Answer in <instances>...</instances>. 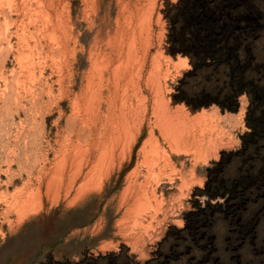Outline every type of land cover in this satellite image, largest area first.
I'll return each mask as SVG.
<instances>
[{
    "label": "rangeland",
    "instance_id": "obj_1",
    "mask_svg": "<svg viewBox=\"0 0 264 264\" xmlns=\"http://www.w3.org/2000/svg\"><path fill=\"white\" fill-rule=\"evenodd\" d=\"M185 1L232 57L175 47L171 5ZM35 37L39 53L27 49ZM257 95L264 99V0H0V264H264V127L250 138L246 124L264 113ZM121 101L136 109L139 134L101 154L112 128L102 114L114 103L118 113ZM163 105L185 121L184 142L170 143L154 123ZM150 129L157 151L146 179ZM63 153L65 188L45 194ZM74 153L82 169L70 189L63 178ZM215 182L237 183L210 196ZM36 189L40 207L18 219L8 206Z\"/></svg>",
    "mask_w": 264,
    "mask_h": 264
},
{
    "label": "bare ground",
    "instance_id": "obj_2",
    "mask_svg": "<svg viewBox=\"0 0 264 264\" xmlns=\"http://www.w3.org/2000/svg\"><path fill=\"white\" fill-rule=\"evenodd\" d=\"M40 1V0H39ZM44 2V1H43ZM48 6V5H47ZM42 7V6H41ZM44 8V7H43ZM43 8L41 9V10H43ZM51 8V7H50ZM45 9V8H44ZM48 9V8H47ZM41 10H39L38 12H39V14H40V11ZM46 10V9H45ZM49 11V10H48ZM53 11V10H52ZM52 11H50L51 13H53ZM42 12H44V11H42ZM41 12V13H42ZM45 12H47V11H45ZM56 13V12H55ZM57 14V13H56ZM56 14L54 15V14H52L53 15V17H55L56 16ZM48 15H49V13H45V17H47L48 19H50L49 21H51V15H50V18L48 17ZM5 17H6V15H5ZM53 17H52V22L54 21V19H53ZM57 17H58V15H57ZM5 19V18H4ZM6 20V19H5ZM8 20V19H7ZM45 21H46V19H45ZM56 21V20H55ZM51 22V23H52ZM49 23V22H48ZM50 23V24H51ZM45 23H43L42 25H44ZM54 25H55V22L53 23ZM47 25H49V24H47ZM52 25V24H51ZM51 27V26H50ZM55 27V31H56V28H57V26L55 25L54 26ZM46 28V26L44 27V30H45V32L48 30V26H47V29H45ZM4 29V28H3ZM51 29H52V27L50 28V31H51ZM54 29V28H53ZM15 31V30H14ZM17 31V30H16ZM49 31V30H48ZM49 31V32H50ZM53 32H54V30H53ZM17 35V34H16ZM54 35H55V33H54ZM20 36V35H19ZM46 36L48 37V39H49V36L50 35H47V32H46ZM56 37V36H55ZM31 38V37H30ZM39 39V38H38ZM18 40V39H17ZM21 41V40H20ZM24 41V40H23ZM47 43H49V42H47ZM18 44V43H17ZM41 44V42H40V40H36V37H35V40H34V42H33V45L30 47L29 45V47L27 46V49H28V51L30 52V51H34V50H36L38 53H39V51H40V48L42 49L43 48V46L42 45H40ZM51 44V43H50ZM11 45V44H10ZM26 45V44H25ZM47 45L48 44H46V48H47ZM12 46V45H11ZM17 46V45H16ZM5 47V46H4ZM8 47V46H7ZM6 47V48H7ZM50 48H51V46H49ZM13 49L15 48V47H12ZM25 48V47H24ZM45 48V49H46ZM47 50H49L48 48H47ZM4 51H6V50H4ZM10 51H12L11 50V48H10ZM16 50H14V52H15ZM46 50H44V52H45ZM36 52V54L38 55V53ZM43 52V53H44ZM3 53V52H2ZM10 53V52H9ZM46 53V52H45ZM52 53V52H51ZM13 54H15V53H13ZM50 54V53H49ZM23 53L22 52H18L17 53V58L18 59H20V58H22L23 57ZM37 55H36V57H37ZM42 55V54H41ZM16 56V55H15ZM34 56V55H33ZM130 56V55H129ZM127 57H128V54H127ZM33 58V57H32ZM120 61V60H119ZM122 61V60H121ZM22 62V61H21ZM123 62V61H122ZM126 62V61H125ZM20 63V62H19ZM119 63V62H118ZM124 63V62H123ZM121 63H119V64H117V65H115L114 67H113V70H111L112 71V79H114L115 81H116V79H118L119 78V74L117 73L118 72V67H119V65H120ZM153 65V64H152ZM151 65V66H152ZM19 66V65H18ZM120 66H122V64L120 65ZM93 67V66H92ZM154 67H156V66H154ZM122 68V67H121ZM124 69V68H123ZM31 70V69H30ZM93 70H94V67H93ZM122 70V69H121ZM124 71H125V69H124ZM150 71H152V70H150ZM153 72V71H152ZM30 73V71L28 72V74ZM93 73V72H92ZM100 73H101V71H100ZM151 73V72H150ZM96 74V73H95ZM94 74V75H95ZM123 74V73H122ZM155 74V73H154ZM158 74V73H157ZM89 75V74H88ZM94 75H93V77H94ZM97 75V74H96ZM151 75H152V73H151ZM151 75H149V77L151 76ZM92 76V75H91ZM98 76H100V74H99V72H98ZM153 76V75H152ZM109 77V76H108ZM157 77H158V75H157ZM92 78V77H91ZM123 78V77H122ZM99 79V78H98ZM149 79V78H148ZM147 79V80H148ZM16 80V79H15ZM91 80V79H90ZM97 80V79H96ZM103 80V79H102ZM108 80V79H107ZM110 80V79H109ZM108 80V81H109ZM19 81V80H18ZM17 81V82H18ZM107 81V82H108ZM111 81V80H110ZM114 81V82H115ZM150 81V80H149ZM112 82V81H111ZM97 83V82H96ZM101 83V82H100ZM85 85H86V83H85ZM90 86V84L88 83L87 84V86ZM110 85V84H109ZM116 85V84H115ZM157 85V84H156ZM86 86V87H87ZM114 86V85H113ZM85 88V87H84ZM98 88H100L99 86H98ZM87 89L88 88H86V90L84 91V92H87ZM34 90V89H33ZM84 90V89H83ZM82 90V91H83ZM113 90H111L110 91V93L112 92ZM90 92V91H89ZM117 92V91H116ZM34 93V92H33ZM93 94H96V92H92ZM99 93H101V91L99 92L98 91V96H99ZM155 93H157V90L155 91ZM155 93H154V95H155ZM159 93V92H158ZM15 94V93H14ZM19 94V93H18ZM90 93H88V95H89ZM109 94V93H108ZM118 94V93H117ZM33 95V94H32ZM75 95V94H74ZM97 95V94H96ZM102 94H100V96H101ZM15 96V95H14ZM93 96H95V95H93ZM98 96H97V98H98ZM157 96V95H156ZM6 97V96H5ZM21 97V96H20ZM77 96L75 95V98H76ZM91 98H92V96H90ZM105 97H108L107 95L105 96ZM110 97V96H109ZM113 97V96H112ZM15 98V97H14ZM17 98V97H16ZM89 98V96L87 97V99ZM94 98V97H93ZM91 99V100H93L94 101V99ZM102 98V97H101ZM111 98V97H110ZM117 98H119V97H117ZM121 98H122V96H121ZM20 99V98H19ZM116 99V98H115ZM15 100H17V99H15ZM91 100L89 99V100H87L88 101V103H87V106H89V104H91L92 102H91ZM8 101V100H7ZM18 101V100H17ZM20 101V100H19ZM73 101H75L76 102V100H73ZM96 101V100H95ZM98 101H99V103H100V100H99V98H98V100H97V107H98ZM110 101V100H109ZM160 101H161V103H163L162 102V99H160ZM3 102V101H2ZM17 103V102H16ZM73 103V102H72ZM93 103H95V102H93ZM114 103V102H113ZM74 104V103H73ZM118 104V103H117ZM121 105H119V107H117L118 108V113H115V111H116V104L114 103L113 105H112V111L111 112H113V114L111 115V116H109L108 114H105L104 115V112H103V114L102 113H100V114H102V117H103V119H104V122H105V124H110V126L112 127H109V128H111V130H110V132H108L109 134H108V138H107V141L105 142V146L104 147H106V151L105 152H101V150L102 149H100V152H101V154L102 153H104V155L106 154V152H107V148H108V150H113L114 148H115V146H114V143L115 142H118L119 143V140L123 137L124 139L125 138H130L131 139V141H133V140H135V138H136V136L139 134V127L141 126V122H140V124L139 125H137V122H136V120H134V115L132 116V115H130V113H132V111H136V109H134V108H132V107H128V108H125L124 106H123V104H122V101H121V103H120ZM82 105V104H81ZM94 105V104H93ZM109 105V104H108ZM111 105H109L108 106V110H110V106ZM137 105V104H136ZM154 105H156V103L154 104ZM164 105H165V102H164ZM163 105V108H162V106H161V108H162V111H163V113H164V115L162 114L161 116H158V118H160V120H157V122L158 123H156V121L154 122L156 125H158V127L161 129V131L163 132V134H165L164 136L162 135V133H160L163 137H165L166 135V137L167 138H169V140L168 141H170V143H171V141H173L172 143H175V145L177 144V143H179V141L182 139V137L184 136L183 135V133H184V129H185V124L186 123H184L180 118H177V117H174L173 115H171L170 113L168 114V113H166L167 111H166V109L164 108L165 106ZM87 106H86V108H87ZM91 106V105H90ZM139 106V105H138ZM159 106V108H160V105H158ZM157 105L155 106V108L156 107H158ZM71 107H72V104H71ZM127 107V106H126ZM91 108V107H90ZM137 108V107H136ZM72 109V108H71ZM84 109V108H83ZM97 109V108H96ZM95 109V110H96ZM138 109V108H137ZM165 111H164V110ZM106 110H107V108H106ZM157 110V109H156ZM75 111V110H74ZM73 111V112H74ZM97 111V110H96ZM99 111H100V109H99ZM160 111V110H159ZM161 111V112H162ZM92 112V111H91ZM107 112V111H106ZM133 112V113H134ZM138 112V111H137ZM158 112V111H157ZM84 113V112H83ZM83 113H81V116H82V114ZM140 114V113H139ZM158 114V113H157ZM94 115V114H93ZM92 115V116H93ZM96 115H97V112H96ZM98 115H99V112H98ZM88 116V115H87ZM176 116V115H175ZM179 116V115H178ZM181 116V115H180ZM76 117V116H75ZM101 117V116H100ZM134 117V118H133ZM157 117V116H156ZM79 118V117H78ZM82 118V117H81ZM97 118V117H96ZM96 118H94L93 117V119H96ZM138 118V117H137ZM70 120V119H69ZM99 120H100V118H99ZM98 120V121H99ZM138 120H139V118H138ZM156 120V119H155ZM184 120V119H183ZM91 122V121H90ZM103 122V123H104ZM76 123V122H75ZM198 123H199V121H198ZM101 124V123H100ZM105 124H103L104 126H103V130L105 129V128H107V127H105ZM201 124V123H200ZM87 125V124H86ZM90 125V124H89ZM148 125V124H147ZM155 125V126H156ZM84 126V125H83ZM149 126H151L150 124H149ZM75 128V127H74ZM89 128V127H88ZM151 128H152V126H151ZM204 128V127H203ZM95 129V128H94ZM101 129V128H100ZM100 129L98 130V132L100 131ZM159 129V130H160ZM189 130V129H188ZM86 131V130H85ZM94 131V130H93ZM106 132H107V130H105ZM89 132V131H88ZM201 134V133H200ZM78 135V134H77ZM81 135V134H80ZM95 135V134H94ZM123 135V136H122ZM148 140H149V150L148 149H146L145 148V146L146 145H143L144 147L142 148V157H143V159L141 160L142 161V163H145L146 165H147V167H148V175H146V179L150 176V166H151V164H152V162H153V160H154V156H153V153L155 152V154H156V151H157V146L156 147H154L153 146V144H156L155 142L153 143V142H151V140H153V132H152V130L150 129L149 130V132H148ZM76 138V137H75ZM79 139V138H78ZM77 139V140H78ZM184 140H185V138H183ZM182 139V140H183ZM181 140V142H184V141H182ZM92 141V140H91ZM76 143V142H75ZM144 143H146V142H144ZM62 145V144H61ZM104 145V144H103ZM172 145V144H171ZM170 145V146H171ZM174 145V144H173ZM172 145V146H173ZM209 145V144H208ZM208 145H206V146H208ZM211 147V146H210ZM214 147V146H213ZM80 149V148H79ZM78 149V150H79ZM86 149V148H85ZM211 149L212 150H214L212 147L208 150V152H207V154H209L210 153V151H211ZM63 150V149H62ZM104 150H105V148H104ZM128 150V149H127ZM207 150V149H206ZM64 151V150H63ZM66 151V150H65ZM215 151L216 150H214V151H211V152H214L215 153ZM79 152V151H78ZM61 153V152H60ZM108 153V152H107ZM214 153H213V155H214ZM75 154V156H72V160H71V162H69L70 163V165H69V167L67 168L68 169V171H67V173H66V177H67V180H68V182H65V180H66V178H65V180H64V178H63V182L65 183V185H64V183H63V185L64 186H68L69 184L71 185L74 181H75V178H76V176H78V174H80V169H82L81 168V164L80 163H82V162H80V156L79 157H77L76 156V153H74ZM83 154V153H82ZM112 154V153H111ZM63 156H62V158L54 165V167H53V170H52V172L49 174V178H48V180L46 181L47 183H46V193L45 194H47V189L50 191V188H51V190H52V188H55L56 190H55V193H56V191L57 190H59L60 188H65V187H61L62 186V177L64 176V174H65V167H66V163L64 162L66 159V155H65V153H63L62 154ZM211 155H212V153H211ZM106 157V156H105ZM58 158V157H57ZM82 159V158H81ZM164 161H168V159L165 157V159H164ZM136 163V162H135ZM93 167V166H92ZM136 169V168H135ZM91 170L92 169H90V171H86L85 173H83V182H81V184L79 185V187L77 188V195H78V193L79 194H81V192L82 191H85L86 189V187L88 186V184H87V181L89 182V180H88V178H89V176H90V174H91ZM94 170V169H93ZM137 172H136V170H133V172L131 173V174H129L128 175V178H130V179H132V178H135L136 176H137V174H136ZM92 174H94V173H92ZM98 175V174H97ZM92 177V176H91ZM129 179V180H130ZM55 180V181H54ZM131 181V180H130ZM66 184H68V185H66ZM69 185V186H70ZM73 185V184H72ZM72 187L70 186V189H71ZM69 189V190H70ZM85 189V190H84ZM67 191H68V188H67ZM66 191V192H67ZM54 192V191H53ZM57 192H59V191H57ZM140 192V191H139ZM27 194L26 195H22V199L20 200V202H19V200H17V199H14V201H12L11 202V206L9 205L8 207H10V208H12V207H15L14 208V210L16 211V214H17V218L19 219V218H21V217H25L24 216V214L25 215H27L26 214V209H27V207H28V205L30 204V207H31V209L30 210H34L35 209V211H36V209L37 208H34L33 206H31L32 204H36V205H38V203H39V199H40V196H39V191H38V189H36L35 190V193H33V192H31V191H29V192H26ZM54 193V194H55ZM83 193V192H82ZM58 194V193H57ZM66 194V193H65ZM138 195V194H137ZM21 196V195H20ZM65 196V195H64ZM139 196V195H138ZM74 197V196H73ZM144 198V197H143ZM136 201H137V199H136ZM139 202H142V203H140V204H145V200L144 201H142V199L140 200H138ZM139 204V203H138ZM35 205V206H36ZM39 205H40V203H39ZM38 205V206H39ZM136 205V204H135ZM146 205V204H145ZM140 206V205H139ZM139 206L137 205L136 206V208L138 207V209L137 210H139V212H140V210H141V207L139 208ZM40 207V206H39ZM144 207V206H143ZM142 207V208H143ZM28 212H31V211H29L28 210ZM135 212H136V210H135ZM138 214V213H137ZM137 215L135 214V217H136ZM134 216H133V218H135ZM16 218V219H17ZM133 218H131V219H133ZM137 218V217H136ZM19 221V220H18Z\"/></svg>",
    "mask_w": 264,
    "mask_h": 264
},
{
    "label": "trees",
    "instance_id": "obj_3",
    "mask_svg": "<svg viewBox=\"0 0 264 264\" xmlns=\"http://www.w3.org/2000/svg\"><path fill=\"white\" fill-rule=\"evenodd\" d=\"M175 8L173 14L170 15L171 23H178L179 34H176L173 37V42L175 47L181 52V54H187L189 56L195 55L199 59H203L207 56L216 58V60L224 59L226 56L232 57V52H228L226 46H220L216 44V38L211 36V30L209 26L205 24V21L202 20L201 16H198L196 7L183 2L181 5H171ZM192 16V17H191ZM188 34V36H185ZM227 52V53H226ZM239 66L237 62L231 64V70H238ZM238 79L233 81L235 86H238ZM258 99L256 100L257 106L264 105L263 96L257 95ZM254 97H250L252 100ZM246 124L251 128V131L247 133V136L250 138L255 137L258 134H261V131L264 127V113L258 112L257 116H252V118H247ZM253 136V137H252ZM223 184L219 182L207 183V194L210 196L217 195L220 191L224 190L225 187L235 191V184ZM246 185V181L243 183V186ZM225 212H228L225 208Z\"/></svg>",
    "mask_w": 264,
    "mask_h": 264
}]
</instances>
